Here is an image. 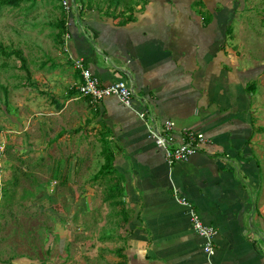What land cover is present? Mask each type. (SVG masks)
I'll return each instance as SVG.
<instances>
[{
  "label": "crops",
  "instance_id": "0c3cea01",
  "mask_svg": "<svg viewBox=\"0 0 264 264\" xmlns=\"http://www.w3.org/2000/svg\"><path fill=\"white\" fill-rule=\"evenodd\" d=\"M193 3L151 0L130 13L126 26L95 11L83 18L85 28L74 21V58L105 85L123 81L133 88L137 107L158 124L174 121L179 138L206 137L200 152L170 167L135 111L116 98L97 105L115 137L131 209L128 264H264V167L253 152L259 129L250 112L257 103L246 92L259 67L225 48L221 14L207 8L214 19L205 26ZM176 190L217 229L214 257L205 253L188 209L176 202Z\"/></svg>",
  "mask_w": 264,
  "mask_h": 264
},
{
  "label": "rangeland",
  "instance_id": "374dc122",
  "mask_svg": "<svg viewBox=\"0 0 264 264\" xmlns=\"http://www.w3.org/2000/svg\"><path fill=\"white\" fill-rule=\"evenodd\" d=\"M77 1L74 21L85 28L89 12L119 22L151 0ZM210 7L234 15L225 48L259 67L250 113L263 169L264 0H204L192 10L208 14ZM65 15L62 0L0 10V45L27 60L25 70L0 52V264H118V250L128 258L129 219L106 200L119 177L109 172L106 150L118 147L101 109L71 93L79 80L73 41L59 37Z\"/></svg>",
  "mask_w": 264,
  "mask_h": 264
},
{
  "label": "built area",
  "instance_id": "2783aa9c",
  "mask_svg": "<svg viewBox=\"0 0 264 264\" xmlns=\"http://www.w3.org/2000/svg\"><path fill=\"white\" fill-rule=\"evenodd\" d=\"M63 10L68 17L73 16L74 20L82 7L77 0H62ZM66 38L71 39L69 35ZM73 64L76 71L80 72L81 83L76 85L75 89L79 96L88 98L90 104L97 106L107 98H116L125 108L135 111L138 118L147 128L149 138L155 145L163 151L166 163L172 167L178 163L187 161L191 156L200 152L205 145L206 137L201 133L186 132L183 138H179L176 132V124L172 120H166L158 124L150 116L148 109L138 108L135 98L136 93L133 88L123 81H118L110 85H105L99 77L84 64V60L74 58ZM176 202L187 208L189 211V220L193 230L203 239V248L208 258L216 254L215 238L217 229L214 226L206 225L199 212L194 207L193 202L181 195L177 190L175 192Z\"/></svg>",
  "mask_w": 264,
  "mask_h": 264
},
{
  "label": "trees",
  "instance_id": "16d2710c",
  "mask_svg": "<svg viewBox=\"0 0 264 264\" xmlns=\"http://www.w3.org/2000/svg\"><path fill=\"white\" fill-rule=\"evenodd\" d=\"M24 2H31L32 4L36 3V0H0V10L2 8H7V7H17L19 5H21ZM193 7H204V0H196L193 4ZM224 12V13H223ZM223 12H220V14L222 15L221 20L225 19V34L226 36L228 34L231 33L232 29L229 28L230 26V20H232V17L234 18V15L231 16V11H228L226 9H224ZM112 17V16H111ZM202 17H203V23L205 24V26L211 25L213 22V15H211L210 13L206 14V13H202ZM114 18V17H113ZM133 21V17H129L126 20H123L120 22L119 26H126L129 22ZM58 26L60 28V39L63 43L64 40V36L67 34L71 37V40L73 42H75V39L78 35L76 27L74 25V18L73 16L68 17V16H64L63 19L60 20V22L58 23ZM85 40V39H84ZM76 44V42H75ZM0 52L2 53V55H4L6 58H10L12 56L18 58L20 60V62L22 63V68L27 70V60L26 58L21 54V52L19 51H7L6 48L3 47V45H0ZM256 81L254 82H250L247 84L246 86V92L247 94H253L256 90ZM72 95H75L77 92L76 90H72ZM85 100L87 102L90 103V100L88 98H85ZM93 106V105H92ZM94 110H98L97 106H93L92 107ZM103 126H105L104 123H102ZM106 154L109 156V172L111 174H119V177L116 178L115 182L110 186L109 190H108V195L106 196V200L109 201L113 206L115 207H120L121 208V215L124 216V220L127 222L128 221V217H129V211L126 209L127 207L125 206V190L123 187V183H124V177L123 175L118 171V169L115 167V153L112 152L111 150H106ZM119 257L122 259L120 260V262L118 264H128V258L126 257V255L124 254L123 250H118L117 251Z\"/></svg>",
  "mask_w": 264,
  "mask_h": 264
}]
</instances>
